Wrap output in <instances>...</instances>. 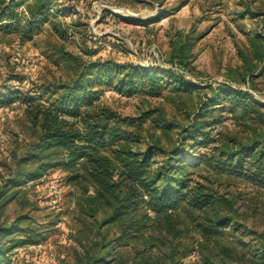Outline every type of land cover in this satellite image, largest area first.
Wrapping results in <instances>:
<instances>
[{
	"label": "trees",
	"instance_id": "16d2710c",
	"mask_svg": "<svg viewBox=\"0 0 264 264\" xmlns=\"http://www.w3.org/2000/svg\"><path fill=\"white\" fill-rule=\"evenodd\" d=\"M58 5L0 0V37L75 35L79 23L62 25ZM188 34L169 40V60L184 69L196 40ZM91 40L87 28L84 49L95 55ZM55 50L56 64L75 65L65 81L42 84L40 94L0 93V107L18 103L20 127L0 156V264H22L17 251L43 241L29 192L55 170L72 200L69 264H264V230L248 216L264 215V101L253 94L264 93V35L248 36L226 82L204 86L172 68L85 63ZM102 85L144 100L167 89L185 122L162 106L119 114L99 102Z\"/></svg>",
	"mask_w": 264,
	"mask_h": 264
},
{
	"label": "rangeland",
	"instance_id": "374dc122",
	"mask_svg": "<svg viewBox=\"0 0 264 264\" xmlns=\"http://www.w3.org/2000/svg\"><path fill=\"white\" fill-rule=\"evenodd\" d=\"M58 3L66 14L61 19L62 25L71 21L79 23L80 26L71 29L75 35L59 38L48 29L25 44L0 37V93L8 88L40 94L42 84L65 81L75 65L72 62L67 67L64 62L56 64L52 60L58 55L55 50L58 47L87 61L85 63L105 58L115 64L160 71L172 68L199 86L216 85L226 82V73L241 63L239 53L247 50L248 36L264 35V0H58ZM86 27L92 38L89 45L97 51L95 55L84 49ZM177 32H190V37H196L185 69L169 60V40ZM45 51L53 57L46 58ZM257 86L263 88L262 79L257 80ZM241 88L250 90L246 85ZM100 89L99 102L119 114L134 117L148 105L162 106L169 120L185 122V112L178 111L169 98L175 94L167 89L159 97H147L148 102L140 96L123 95L112 86L102 85ZM260 93L258 96L253 92L264 101V93ZM17 105L15 102L0 107V156L5 153L12 134L17 136L20 132ZM150 132L160 135L157 130ZM160 139L167 138L160 135ZM63 176L59 170L52 171L30 189L29 200L35 208L29 214L44 239L17 251L22 264H69L72 261L68 235L72 200L69 187L63 184ZM239 185L240 189L245 188V184ZM241 210L245 211L246 206H241ZM248 216L256 230H264V215ZM193 260L192 256L183 258L184 263Z\"/></svg>",
	"mask_w": 264,
	"mask_h": 264
}]
</instances>
